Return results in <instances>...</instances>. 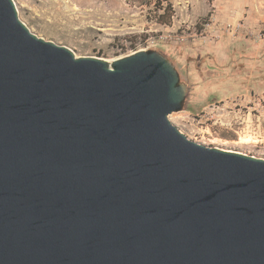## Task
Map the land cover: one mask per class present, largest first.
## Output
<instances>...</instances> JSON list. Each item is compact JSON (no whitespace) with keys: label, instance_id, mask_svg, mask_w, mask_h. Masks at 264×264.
<instances>
[{"label":"water","instance_id":"1","mask_svg":"<svg viewBox=\"0 0 264 264\" xmlns=\"http://www.w3.org/2000/svg\"><path fill=\"white\" fill-rule=\"evenodd\" d=\"M157 50L109 61L0 0V264H264V159L190 139Z\"/></svg>","mask_w":264,"mask_h":264},{"label":"rangeland","instance_id":"2","mask_svg":"<svg viewBox=\"0 0 264 264\" xmlns=\"http://www.w3.org/2000/svg\"><path fill=\"white\" fill-rule=\"evenodd\" d=\"M14 1L32 32L77 56L169 57L188 85L173 124L196 142L264 159V0ZM168 4L172 19L161 23Z\"/></svg>","mask_w":264,"mask_h":264},{"label":"trees","instance_id":"3","mask_svg":"<svg viewBox=\"0 0 264 264\" xmlns=\"http://www.w3.org/2000/svg\"><path fill=\"white\" fill-rule=\"evenodd\" d=\"M170 7H172L170 4H168L166 7H165V11L159 16V21L161 22V23H167L168 21H166L167 19L169 20V19H172V16H173V14H172V8H170ZM159 9H162L161 8V6L159 5V7H158ZM169 9V10H168ZM170 9H171V11H170Z\"/></svg>","mask_w":264,"mask_h":264},{"label":"built area","instance_id":"4","mask_svg":"<svg viewBox=\"0 0 264 264\" xmlns=\"http://www.w3.org/2000/svg\"><path fill=\"white\" fill-rule=\"evenodd\" d=\"M136 52V51H135ZM135 52H133V53H135ZM133 53H131V54H133ZM130 55V54H129Z\"/></svg>","mask_w":264,"mask_h":264}]
</instances>
